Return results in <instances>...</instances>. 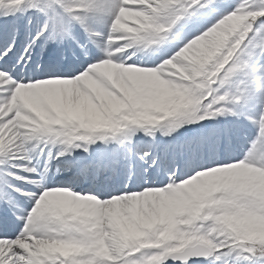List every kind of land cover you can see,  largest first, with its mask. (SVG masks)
I'll list each match as a JSON object with an SVG mask.
<instances>
[{
    "label": "snow or ice",
    "instance_id": "1",
    "mask_svg": "<svg viewBox=\"0 0 264 264\" xmlns=\"http://www.w3.org/2000/svg\"><path fill=\"white\" fill-rule=\"evenodd\" d=\"M0 264H264V0H0Z\"/></svg>",
    "mask_w": 264,
    "mask_h": 264
}]
</instances>
